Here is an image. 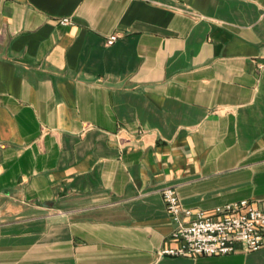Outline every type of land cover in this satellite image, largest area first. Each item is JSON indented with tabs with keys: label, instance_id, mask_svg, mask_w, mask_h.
Returning <instances> with one entry per match:
<instances>
[{
	"label": "crops",
	"instance_id": "obj_1",
	"mask_svg": "<svg viewBox=\"0 0 264 264\" xmlns=\"http://www.w3.org/2000/svg\"><path fill=\"white\" fill-rule=\"evenodd\" d=\"M164 188L264 210V0H0V264H264L158 255Z\"/></svg>",
	"mask_w": 264,
	"mask_h": 264
},
{
	"label": "built area",
	"instance_id": "obj_2",
	"mask_svg": "<svg viewBox=\"0 0 264 264\" xmlns=\"http://www.w3.org/2000/svg\"><path fill=\"white\" fill-rule=\"evenodd\" d=\"M61 24H66L62 20ZM115 35L106 38L105 45L115 41ZM165 210L175 227L170 239L177 243L175 248L165 249L158 255L173 257H211L232 254L239 245L247 252L264 247V210L240 201L213 210V214L180 210L171 188L161 190ZM182 213L187 222L182 223Z\"/></svg>",
	"mask_w": 264,
	"mask_h": 264
}]
</instances>
